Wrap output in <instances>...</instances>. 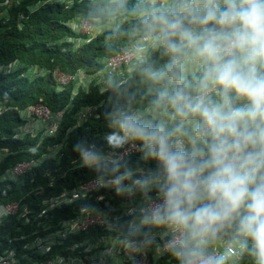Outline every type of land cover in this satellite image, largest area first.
<instances>
[{"label":"trees","instance_id":"obj_1","mask_svg":"<svg viewBox=\"0 0 264 264\" xmlns=\"http://www.w3.org/2000/svg\"><path fill=\"white\" fill-rule=\"evenodd\" d=\"M35 0H25L21 8L9 6L12 11V19L7 23L0 22V65L12 64L19 61L20 65L32 64L36 62L46 69L42 74L31 77L24 75L25 68L11 72L0 71V106L2 114L0 115V152L5 153L6 157L1 162L0 173L6 172L8 168L16 162L25 159L40 158L47 152L49 146L62 144L60 150L61 158L59 162L54 159H47L39 162L26 176H20L16 181H0V204H7L18 201L20 211L17 214H9L0 220V256L4 255L5 250L16 248V254L24 250L23 240L17 241L27 234V240L33 238L31 235L34 231L40 232L42 229L52 232L56 230V225L60 219H69L77 217L82 211L100 206L97 197L103 196L106 199L118 200L126 199L132 204L141 202L142 198L149 197L148 188L155 180H145L146 177H155L152 173L156 171V166H168L170 163L178 171H182L183 180L188 178V174L195 170H211L207 156L213 151V146L223 144L220 137H211L202 142L200 152L192 158H173L166 155L165 158L158 160V157L147 154L146 156H131L125 162L119 164H106L86 167L79 166L81 162L82 149L84 146L91 147V144L100 146L105 140H115L107 146L115 147L120 140L116 139L111 130L110 122L115 114L130 110L138 105L152 104L156 107H165L176 98L181 97L184 93L190 92L196 94L204 91L211 81L209 76L185 77L180 76V68L177 62L185 55L188 49L176 50L173 48L174 42L181 39L186 30H193L199 33L203 42H213L216 35L215 29L226 21L227 18L244 13L245 6L252 2L239 0L231 6L223 8L218 17L213 21H207L204 14H180L177 10L181 8L184 0L176 2L178 8H171L163 12L160 16L152 14L156 4L152 0L139 2L138 0H76L71 8L66 5L47 4L38 11L29 14V18L24 20L23 28L18 29L16 10L27 12L28 4ZM20 12V11H19ZM11 13V12H10ZM28 13V12H27ZM143 14H146L142 16ZM81 15L89 19H107L111 16H125L127 19L119 26L117 30L107 31L91 40L79 49H73L68 44H56L57 38L70 34L72 31L61 23V20L69 21L73 17ZM233 16V17H232ZM229 18V19H231ZM4 19V18H3ZM165 31L161 33V29ZM149 33L156 36L161 33V41L153 43L148 50L147 59L136 64L132 72L127 73V80L123 83L114 84L105 92H100L99 86L94 82L99 79L92 76L99 68V59L116 53L121 45L134 41L139 35ZM197 42V41H193ZM198 41L196 45L204 46L206 43ZM237 56L226 58L227 73L232 76L237 65L235 64ZM166 64L162 73H156L161 64ZM59 67L67 74H78L80 71L87 72L86 78H92L89 87L79 88L76 97L71 98L75 90V82L69 83L62 91L57 90L53 77V69ZM48 71H50L48 73ZM23 74L21 77L20 75ZM203 75V70L200 71ZM258 84L255 89L262 90L264 79L255 80ZM168 88L164 95H160V90ZM201 89V90H200ZM214 96L211 100H206L201 107L194 103V100L182 99L179 112L186 113L187 120L182 126H186L191 117L202 115L212 105L215 107L214 98L223 96H232L231 104L225 106L221 111L223 116L229 115L232 108L241 107L247 102L248 98L255 100L258 94L241 93L229 90L228 87L219 86L217 91H213ZM255 98V99H254ZM42 102L48 105L53 111L65 109L63 121L60 125L59 132L52 137H44L42 141L43 130L39 132L37 138H32L30 133L23 138H15L16 127L24 124L26 119L22 116V110L29 105ZM101 104L97 115L90 118L83 127L74 128L76 112L84 105ZM188 111H184V108ZM182 109V110H181ZM260 116L251 126L243 128V125H235L236 130L243 129V138L235 148L242 150H254L260 145L251 143L253 135L264 130V103L260 110ZM180 116H177L175 125H170L166 132V139L170 140L175 126L179 125ZM147 118L140 124L147 125L152 121ZM153 125L158 121L153 120ZM220 124V123H219ZM72 128V129H70ZM68 129L70 132L68 133ZM138 124L131 128V135L127 133L126 137H138ZM140 138V137H139ZM141 139V138H140ZM117 140V141H116ZM143 142V141H142ZM231 144V142H230ZM238 144V143H236ZM106 147V146H105ZM104 147V148H105ZM165 149H167L165 147ZM264 160L258 161V170L249 178L243 196L244 200L261 198L264 201ZM137 169V170H135ZM168 169V168H167ZM132 179L118 183V178L131 173ZM166 172V170L164 171ZM103 177L109 180L117 181V190L112 191L116 196L111 197L109 190L100 188L86 199H77L74 203H64L62 207L54 208L45 215L38 217L42 208V202L45 198L57 196L64 191L74 189L84 179L93 177ZM140 178L142 182L135 183ZM190 183L189 180H186ZM226 185H220V189L226 187L229 190L231 181L228 180ZM150 195H155V187ZM156 190V191H155ZM6 193V194H5ZM138 194H141L139 196ZM231 196L224 198L229 202ZM143 201V200H142ZM24 203L27 204V213H24ZM104 202H102L103 204ZM242 207V210L248 211L254 208L249 222L252 224L251 237L246 250L241 254L243 260L241 264H264V206H255L249 202ZM241 211V208L238 209ZM229 214V213H228ZM231 216H238V212L230 213ZM21 221L30 220L21 229L18 230L17 218ZM240 220V219H239ZM243 220V219H242ZM18 230V231H17ZM103 230L91 228L86 232L76 235L77 238L92 239L99 237ZM16 233V234H15ZM47 233V232H42ZM15 234V235H14ZM13 237V238H12ZM12 238V239H11ZM11 239L6 245L4 241ZM263 240V243L259 241ZM69 242H73V236L69 237ZM254 241V242H253ZM4 247V248H3ZM63 245H59L50 251L49 256H40L38 253L30 255L32 259L47 261L58 254H64ZM40 258V259H39ZM29 259L28 264L31 263Z\"/></svg>","mask_w":264,"mask_h":264},{"label":"built area","instance_id":"obj_2","mask_svg":"<svg viewBox=\"0 0 264 264\" xmlns=\"http://www.w3.org/2000/svg\"><path fill=\"white\" fill-rule=\"evenodd\" d=\"M25 0H0V22L7 23L12 19V11L9 6L12 4L14 8H22ZM76 0H35L28 4L27 12L16 10V20L20 27L23 26L24 20L29 18V14L37 11L45 3H65L69 7L75 3ZM178 1V0H176ZM225 0H186L184 6L187 9L195 8L201 10L203 5H211L213 11L217 7H213L214 2ZM229 1V0H226ZM235 1V0H234ZM185 9V8H184ZM20 11V12H19ZM11 12V13H10ZM239 21L228 28L227 33L224 34V42L221 36L217 35L213 38V42H205L204 46L195 45L185 53L180 62H177V67L181 69V76L189 75L195 76H209L214 78L222 75L225 70V59L230 58L236 54L243 57L244 60H239L238 70L233 75L231 80L232 90L234 89L236 80L240 79L239 71L242 66H248L253 75V86L264 79V69H261V63L264 61L262 57V50L256 48L253 44H257V37L264 32V10L254 12L248 16H238ZM4 18V19H3ZM109 26V24H107ZM73 26L81 33H86L90 38L96 36L103 31V26H97L94 22L87 19L75 21ZM261 36H264L262 34ZM62 41V40H61ZM65 41V40H64ZM67 42H80L81 38L67 39ZM149 36H143L132 45L124 46L121 50L106 58L104 67L97 73L99 79L96 83L100 90H106L114 81H125L127 73L132 72L134 65L143 61L147 51V43ZM151 41V40H150ZM185 43V42H184ZM192 42H187L191 45ZM181 44L176 43V46ZM186 45V43H185ZM241 47V49H240ZM240 50V51H239ZM245 57V58H244ZM26 66L25 75L37 76L44 72V69L34 64L20 65L19 61L12 64L0 65V71L11 72ZM203 70V75L200 71ZM53 76L59 84V88L70 82H75L77 87H89L93 79L85 80L83 75H69L64 73L59 68L54 69ZM81 76V77H78ZM251 82L245 78L239 80V94L245 92L247 87L252 85ZM219 83L211 80L209 86L202 92L195 95H187V97L194 100V103L200 106L203 102L209 99L213 91H217ZM260 91L252 88V92L258 94L255 100H249L242 108L233 109L231 121L235 117L245 118L249 124L252 118L255 117L256 112L259 111L264 103V82ZM77 90L72 95L75 97ZM225 97H219L215 107H209L204 118L197 123H193L191 127L185 130L184 134L177 135L174 139V147L179 154H185L190 151L196 141L207 137L214 133L215 125L219 120L220 106L225 105L222 101ZM228 103V101H226ZM100 105H88L81 107L76 112V119L78 125L84 124L90 120L94 113L99 109ZM2 106H0V115L2 114ZM143 112L141 110H134L129 121L140 116ZM151 113L162 121L160 129L165 130L164 124L168 121L169 116L173 115V107L165 110L154 111ZM255 113V115H253ZM65 109L53 111L48 105L42 102H37L29 105L22 111V116L26 119L24 124L16 127L15 138H23L30 133L32 138H37L40 131L43 130L42 137L55 136L63 121ZM118 123V129H122L127 124L126 120L120 121L115 119ZM229 120V122H230ZM194 130V132H193ZM161 138L159 137V141ZM152 141L141 143L138 140H131L123 145L122 149L110 159L111 161H120L131 154L143 155L152 145ZM62 144L49 146L47 152L37 159H26L16 162L6 172L0 173V181H16L20 176H26L32 169L41 161L47 159L56 160L59 158V153ZM84 156L81 157L80 164L96 163L98 157L91 149H84ZM257 153H244L243 151H233L232 153L223 151L217 163L214 162L216 171L204 172L198 171L191 177L192 183L189 190L184 188L180 174L182 171H176L178 178L176 182H171L170 187L165 185L157 178L155 183H152L148 188L150 194L157 187L155 195H149L145 199L140 200L137 206L130 203L126 199L114 203L111 199H106L103 196L97 197V201L101 203L100 206H95L91 209L82 211L77 217L69 219H60L56 225V230L48 232L42 229L40 232L34 231L31 235L33 238L27 240V234L16 238L17 241L23 240L24 250L20 251V255L16 254V248L5 250L4 255L0 256V264H230L235 263L242 253V242L235 239L233 233H220L218 236H213L209 230L210 220L207 217L203 218L202 224L199 225L194 220V211L190 210L191 206L197 202H207L210 198L209 204H212V199H215L217 190L220 184L226 181V172L233 171L240 165L242 161L245 164H252ZM6 157L5 153L0 152V165ZM124 178V177H123ZM120 178V179H123ZM244 174H237L234 177V184L236 185L238 195L245 189ZM142 182L140 178L136 180ZM117 181L109 180L103 177H93L85 179L78 184L77 187L71 190L64 191L60 195L47 197L42 202V208L38 213V217L45 215L48 211L54 208L62 207L64 203H74L77 199H86L91 193L96 190L108 187L113 189ZM145 182H147L145 180ZM194 190L196 195L193 200L188 201L186 206L178 210H169V205L182 202L183 199L190 200ZM224 196L226 191L224 190ZM6 194V193H5ZM239 196H242L239 195ZM238 196V197H239ZM114 197V195H111ZM102 202H104L102 204ZM200 207V203L197 205ZM20 211L18 201H13L7 204H0V220L9 214H17ZM176 211V212H175ZM172 213V215H171ZM170 214V215H169ZM24 213L22 214V216ZM132 216L140 220L143 225L137 226L130 222L129 217ZM172 216V217H171ZM171 217V218H170ZM20 218V217H19ZM30 219L26 218V223ZM144 226H148L150 233L144 230ZM22 224H18V230L21 229ZM142 227L143 233L137 235L136 231ZM91 228H99L103 230L99 237L92 239H79L76 237L81 232H86ZM17 230V231H18ZM215 234V230H212ZM47 232V233H42ZM16 234V233H15ZM14 234V235H15ZM73 236L74 241H67L69 237ZM13 238V237H12ZM11 238V239H12ZM11 239L5 241L8 243ZM63 245L64 254H58L56 257L48 259L47 261H37L32 259L30 255L34 252L40 256H49L53 248ZM40 259V258H39Z\"/></svg>","mask_w":264,"mask_h":264},{"label":"clouds","instance_id":"obj_3","mask_svg":"<svg viewBox=\"0 0 264 264\" xmlns=\"http://www.w3.org/2000/svg\"><path fill=\"white\" fill-rule=\"evenodd\" d=\"M138 1L139 2H144L146 0H138ZM184 1H186V0H184ZM184 1H183V3H181V8H178L177 6H175V4H176V2H179V0L178 1H176V0H152V2L154 4H156L155 10L153 11L152 14L156 15V17H157V16H160L163 12L170 10L171 8H173V9L174 8H178L177 11L180 14H185V13L186 14H196V13L202 14L207 9H210L212 16L211 17H205V19L210 22V21L215 20L218 17V15L221 13V10L223 8L231 6V4H233V3H235V2H237L239 0H235V1L234 0H229V1L225 0V2H223V1L214 2L213 3V7H217L218 6L216 11L212 10L211 5L206 6L205 4L203 5V8L201 10H195V8L187 9L184 6ZM244 1H249V0H244ZM251 1L252 2L249 4L250 5L249 7H248V5L245 6L246 8L244 9L245 10L244 13H242L240 15H237V16H234V17L232 16L233 18L229 17L231 19L227 18L226 21L219 27V29H215V31H217L215 37L217 35H219L222 38H224V34L227 33L228 28L231 27V25L235 23V20H238V21L240 20L238 16H248V15L252 16L254 14V12H256L258 10L260 12H263V10H264V0H251ZM47 4L66 5L65 3H45V4H43L41 6V8L43 6H45V5H47ZM72 6L69 7L68 5H66L67 8H71ZM144 15H146V14H143L142 16H144ZM124 17L125 16L115 15V16H111V17L103 20V19H100V18L89 19L87 17L81 16V15H77V16L73 17L69 21L61 20V23L64 26H66L67 28H70L72 32L70 34L61 36V38H57V42H55V43L56 44H58V42L65 43V44H68L74 50L75 49H79L80 47L84 46L85 44H87L91 40H93L96 37H98L99 35L103 34L104 32L117 30L119 28V26L121 24H123L125 22V20L127 19V17H126V19ZM82 19H87L89 21H92L97 26H103V31H101L99 34H97L96 36H94L92 38H90V36L88 34H86V33L79 32L73 26V23L75 21L82 20ZM107 24H109V26ZM23 26L20 27L19 24H17L18 29L23 28ZM164 31H165V27H163L161 29V33H163ZM161 33H157L156 36H152L149 33L141 34L134 41H132L130 43H127V44H124V45H121L119 50L116 53H114V54H112L110 56H105V57L100 58L99 59V68H98V70H96V73H94L92 76L98 77L97 73L100 70H102L103 67H104V61L103 60H105L106 58L117 54L121 50L122 47L128 46V45H132L133 43H135L139 39H141L143 36H149V41L147 43V51L145 53V57H144L143 61L146 60L147 59L148 50L150 49L152 44L161 41ZM262 34H264V32ZM262 34H260V36L257 37V44L254 43L253 46L256 47V48L258 47V48H260L262 50V54H263L262 57H263V60H264V36H261ZM75 38H81V41L78 42V43L77 42H67L66 41L67 39H75ZM224 40H225V38L223 39L222 42H224ZM193 41H197V42L201 41V42H203V39H202V37H201V35L199 33L195 32L193 30H186L183 33L181 39L179 41H177V42H174L173 48L176 49V50H181V49L190 50L191 47H194L196 45V43H197V42H193ZM184 42L186 43V45H185ZM187 42H192V43H191V45H188ZM176 43H179L181 45L180 46H176ZM203 43H205V42H203ZM240 49H241V47H240ZM234 56H237L239 58V60H241V59L244 60L243 57L240 58L238 54H236ZM234 56L230 57V59L234 58ZM239 60H237V58H236V61H235L236 65H237ZM226 63L227 62H225V64ZM32 64L39 66L41 69L43 68V66H41L40 64H38L36 62H33ZM135 66L136 65H134V68H135ZM165 66H166L165 63L161 64L158 67V69L156 70V73H162L164 68H165ZM243 66H242V69L239 71V74H240V79L239 80L245 78L247 81L252 83L254 78H252L249 75H253V74L250 72V69H249L248 66H245V67H243ZM25 67L26 66H24L22 68H19V69H23ZM56 68H59V67H56ZM56 68H54V69H56ZM238 68L239 67L237 65L236 71L238 70ZM43 69H44V71H46L45 68H43ZM54 69H53V71H54ZM178 69H179V67H178ZM262 69H264V61L261 63V69H259V72ZM25 70H26V68H25ZM179 70H180L179 72H180V76H181V69H179ZM53 71H52V73H53ZM236 71H235V73H236ZM49 72L50 71H48V73ZM226 72H227V66H225V70L223 71L222 75H219V76H216V77L210 78V79L215 81V82L217 81L219 83V86L228 87L229 90H232L231 80L233 79V75L235 73L231 76L230 73L226 74ZM25 73H26V71H25ZM86 73L87 72H85V71H80L78 74H75V75H83L82 77L85 80L92 79V78H88L87 79L86 78L87 75H85ZM69 75H72V74H69ZM20 76L22 77L23 74H21ZM78 77H81V76H78ZM188 77L190 78V77H195V76L189 75V76H186L185 79H187ZM198 77H200V76L197 75V77H195V78H198ZM239 80H236V81L233 82V83H235V86H234V89L232 90V91L236 90L238 95H239ZM54 81L56 83L58 91H62L67 85H69V84H67V85H64L62 88H59V84L56 81L55 77H54ZM117 81L118 80L114 81V83L112 85H110L109 88L112 87L115 83L119 84V83H123L124 82V81H120V82H117ZM95 83H96V81L94 82V86L97 85ZM253 84L254 83H252V85L249 86V87H247V85H246V88L244 89L245 92H242V93H245V94L253 93L252 92ZM75 85H76V83H75ZM79 88H81V87H77V86L75 87V90H73V92L71 94V98H72V95L74 94V92L76 90H77V92L75 94V97L77 96ZM108 89L103 90V91L100 90V92L103 93V92L107 91ZM167 90H168V88L160 90V95H164L167 92ZM253 94H255V93H253ZM187 95H195V94H192L190 92H186L181 97L176 98L175 100H173L170 104H168L165 107H156V106H154L152 104H145V105H138V106L132 107L130 110L123 111L120 114H115L113 116L111 122H110V127H111V130L114 133L116 139L120 140V142L116 140L118 144L115 147H112L110 145L107 146L110 142L115 141V140H110V139L102 141L100 143L99 147L95 146V144H91V147L84 146L83 149H82L81 157L84 156L83 155L84 154V149H91L94 152V154L98 157V161L96 163H90V164L85 162V164H79V166L93 167V166L102 165V163L106 164V162L114 165L116 163L119 164V163L125 162L131 156H135L136 155V156L143 157V156H146L147 154H149L151 156L155 155V156L158 157V160H161V161H162L163 158L166 157V155H170L173 158H179V159L187 158V159H189V158H192V157L196 156L200 152V150L202 148L201 144L206 139L211 138V137H215V136L220 137L224 141V143L223 144L220 143V144H217L216 146H213V148H212L213 151L210 152L209 155L207 156V160H208V162L210 164L211 170H209V171L195 170V171H192V172H190L188 174V178L187 179H185V180L182 179L184 188L186 190H189L191 188L189 186L192 183L191 177L194 176V173H196L198 171L212 172V171L218 170V168L215 167L214 162L217 163V160L220 158V155H221V153L223 151H226V152H229V153H232L233 151H237V152L238 151H243L244 153H252V152L253 153H257L258 156L256 157V160L252 164H245V163H243L241 161L240 165H238L235 168V170L226 172V174H225L226 181L223 184H220V185H226L225 183L228 180L231 181L230 189L228 190L227 187L224 189V190H227L226 191V196H224V192L225 191L220 189V187H221L220 186L219 189L216 192L215 199H212V204H209L210 198H208L207 202L205 201V202L194 203L191 206V208H190V210H192V209L193 210H197V211H194V220H195V222L197 224L201 225L202 224V220L205 217H207V219L210 220V228L212 230H215V234H214V232L212 230H209L211 232V234H212V237L213 236H218V234L223 233V232L224 233H227V232L233 233L232 235L235 236V239L236 240L239 239V243L242 242L241 249H242V252H243L244 250H246V244H248L249 238L251 237L252 224L249 222V218H250V216H252V214H253L252 212L255 209L254 208H249L250 210L245 211V210H242V207H244L247 204L246 202H249V203H251V204H253L255 206H264V201L261 198H259V197L258 198L254 197L253 198V202L251 200H244L243 199V196L245 195L244 191L246 189L247 182H248L249 178L258 170V165H259L258 161L260 159L264 160V130H262L260 133H258V132L255 133L253 135V139L251 141V143L253 145H255V144L256 145H260V147L254 149V150H242V149L235 148V146L239 145V141L243 138L244 130L243 129L236 130L234 126L237 125V124L243 125V128L251 126L253 123H255L257 121V118L260 116L259 112H260L261 109L256 112V115H255V113H253V115H255V117L252 118V120H251V122L249 124H247L245 118L239 117V116L235 117V120L231 121L230 119H231L232 114H233V109L236 108V109L239 110L240 108L243 107V105L245 103L241 107L232 108L231 112L226 117V116H223L221 114V111L223 110V108L225 106H228L229 104H231V97L232 96L220 95V97H225V100H222V101H224L223 103L225 105L223 107H222V105L220 106V109H219L220 110L219 111L220 112L219 120H218V122L215 125L214 133L209 135V136H207V137L201 138L198 141H196L194 143L192 149L190 151H188L187 153L179 154L177 152V149L174 147V140H175L174 138L177 135L184 134L185 130L189 129L193 123H197L198 121L202 120L204 118L205 114L207 112H209V109H208L202 115L191 117L189 119L188 124L186 126H182L183 124L186 123V120H187L188 116L186 115L185 112L180 114V112H179L180 104L179 103L182 104V102H181L182 99H184V100L191 99V98L187 97ZM213 96H214V94H211V96H209V100H211L213 98ZM218 99H219V97H216V98H214V101L217 102ZM249 100H252V98L251 97L248 98L247 102H249ZM226 101H228V103H226ZM89 105H97V104H89ZM98 105L101 106V104H98ZM201 105H200V107H201ZM84 106H88V105H84ZM169 107H173L175 113L173 115L169 116L168 121L164 124L165 130L162 131L160 129V127L162 125V121L159 118L155 117L151 113V111L152 110L161 111V110H165V109H167ZM99 109H100V107H99ZM99 109L94 113L93 116L97 115V112L99 111ZM136 109L141 110L143 113L140 116L136 117L135 119H132L131 121H129L130 116L133 115L134 110H136ZM183 110L184 111H188V109L186 107ZM57 111H59V110H57ZM177 116H180V119H179V123L180 124L175 126L176 130L173 131L171 139L167 140L165 137H166V132L168 130V127L170 125H175ZM147 118H150L149 121H152V122L148 123L147 125H144L143 123L145 122V120ZM115 119H119L120 121L126 120L127 124L125 126H123L122 129L119 130L118 126L114 123V121L116 123H118ZM75 120H76V122H75L74 128L83 127L85 125V123L81 124V125L80 124L78 125L76 117H75ZM153 120H157L158 124L152 126L153 123H154ZM229 120H230V122H229ZM141 121H144V122L142 124H140L139 122H141ZM137 124H138V129H137L138 137H133V136L126 137L127 133H130V135H131V131L132 130H130V129L133 128V126L137 125ZM70 129H72V128H70ZM70 129H68V131H67L68 133L70 132ZM193 132H194V130H193ZM159 137L161 138L160 141H159ZM131 140H138L141 143H147L149 141H152L153 143L149 147V149L146 151V153L143 154V155L131 154V155L126 156L124 159H122L120 161H111L110 159L112 158V156L115 155V154H118V152L122 149L123 145H125L128 142H130ZM230 142H231V144H230ZM236 143H238V144H236ZM165 147L167 149H165ZM61 154L59 153V155H58L59 158H61ZM59 158L57 157V159L55 161L59 162ZM32 159H37V158H32ZM20 161H22V160H20ZM173 166H177V165H174V164L170 163L168 166H156L155 168H153V169H156V171L152 173V175L154 174L155 177L152 178V177L148 176V177H146L147 178L146 181L150 180V179L156 181L157 178H160L159 180L165 185V187H170L169 184L171 182H176L177 183V180L175 178L179 179L178 175H176L177 169H175ZM135 170H137V169H135ZM135 170H133L131 173H127L125 176L119 177L118 178V183L120 181L124 182L125 180H127L129 178L132 179L134 177L133 173L135 172ZM165 170H166V172H164ZM239 173L244 174L246 176L245 189L241 192L242 196H239L241 194L238 195L236 185L234 184L235 183L234 182V177H235V175H237ZM179 176L181 177L182 173ZM120 178H123V179H120ZM186 180H189L190 183H187ZM118 183L117 182L115 183V187L113 189H109L108 187H103V188L108 189L110 194L116 196L115 194L112 193V191H118L117 190ZM135 183H138V182L135 181ZM153 183H155V182H153ZM190 192L192 193V198L190 200L183 199L182 202L179 201L178 203H174L173 205H169L167 208H169V210L173 209V211H174V210H178L180 208L185 207L187 202L193 200L195 195H196V192L194 190H192ZM138 195L141 196V194H138ZM231 195H232L231 199L229 200L228 203H226L227 200L224 199V198H227L228 196H231ZM262 196L264 197V194ZM142 199H144V198H142ZM121 200H118V201H121ZM199 203H200V207H197V205ZM23 205H24V212L23 213H27L28 212L27 211V204L24 203ZM133 206H137V203L134 204ZM240 208H241V211L238 210ZM236 211L238 212V216H234L233 217V216L230 215V213H233V212H236ZM171 215H172V213H171ZM129 220H130L131 223H133V224H135L137 226H142L143 225V223L140 220H138V219H136V218H134L132 216L129 217ZM17 222H18V224H22V226L27 224L26 220L21 221V219L19 217L17 218ZM144 230L145 231L148 230L147 233H150V229L148 228V226H144ZM142 233H143L142 227L138 228V230L136 231V234L137 235H141ZM262 234H263L262 237L264 238V232ZM259 243L260 244L263 243V240L259 241ZM6 244L7 243L4 241V245H6ZM242 258H243V256L241 254L239 256V258L236 260L235 263L231 262L230 264H241V262L243 260Z\"/></svg>","mask_w":264,"mask_h":264},{"label":"rangeland","instance_id":"obj_4","mask_svg":"<svg viewBox=\"0 0 264 264\" xmlns=\"http://www.w3.org/2000/svg\"><path fill=\"white\" fill-rule=\"evenodd\" d=\"M203 14L205 17H211L212 16L210 9H207L206 11H204ZM237 60H239L238 57H237Z\"/></svg>","mask_w":264,"mask_h":264}]
</instances>
